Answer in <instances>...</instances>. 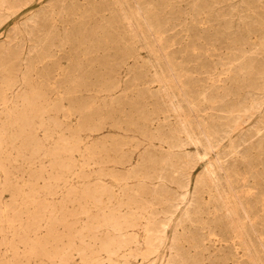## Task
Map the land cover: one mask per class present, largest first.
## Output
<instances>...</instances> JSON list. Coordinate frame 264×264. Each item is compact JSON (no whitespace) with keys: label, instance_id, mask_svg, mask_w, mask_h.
<instances>
[{"label":"rangeland","instance_id":"rangeland-1","mask_svg":"<svg viewBox=\"0 0 264 264\" xmlns=\"http://www.w3.org/2000/svg\"><path fill=\"white\" fill-rule=\"evenodd\" d=\"M4 1L0 0V125L10 122V111L31 114L23 102L28 98L37 100L32 113L41 115L42 123H52L55 114L60 119L65 115L68 125L56 128L67 139L71 140L72 130L79 128L86 132V149L101 147L108 151L93 157H80L83 150L72 151L67 158L61 155L60 164L73 167L68 173L53 170L49 160L42 163V158L37 159L36 170L42 171L45 178L59 173L68 180L66 188L61 181L53 197H71L69 209L75 211L79 202L70 192L78 189L77 178H101V184L113 187L112 177H127L133 191L141 182L145 184L142 199L148 204L147 220L167 224L157 226L162 240L159 251L149 260L136 256L137 250L145 248V223L128 229L127 235L138 243L121 249L116 264H249L213 210L207 192L202 187L195 189L203 169L211 166L227 169H218L214 177L217 180L212 183L218 185L223 196L230 192L235 197L247 189L251 192L249 204L257 220L256 233L249 230L242 214L234 220L246 225L239 233L248 230L251 238L245 234L244 239L253 241L251 250L259 251L257 256L264 258L258 239L264 236V130L257 135L258 128L264 127V0H251L255 7L250 9V17H246L251 12L249 0H210L203 15L193 12L197 0H171L168 6H156V34L140 21H133L134 28L138 27L136 45L126 34V26L119 22L111 0ZM156 77L163 83L156 82ZM184 93L195 109L187 104ZM43 98H49L46 109L42 108L43 101L39 104ZM90 117L99 123V130H87ZM39 120L33 119L35 124ZM181 123L190 128L188 131L200 144L176 147L175 130ZM203 131L213 137L212 151L207 150ZM37 138L44 140L45 134L40 132ZM31 163L18 158L14 164L18 169L15 189L27 181ZM102 169L109 175H101ZM226 175L234 181L235 190L226 183ZM116 193L121 190L116 189ZM185 193L189 195L187 201L172 209L171 203L178 204ZM0 201L6 205L8 215L18 212L21 199H17L16 191H0ZM31 217L29 211L18 215L21 222ZM80 224L86 225V220ZM0 228L3 236L12 237L14 231L9 226ZM30 235L34 237V232ZM23 251L21 246L20 254ZM8 255L5 246L0 247V259ZM69 261L85 264L78 253ZM99 261L111 264L105 253ZM18 264L30 263L22 256Z\"/></svg>","mask_w":264,"mask_h":264},{"label":"bare ground","instance_id":"bare-ground-1","mask_svg":"<svg viewBox=\"0 0 264 264\" xmlns=\"http://www.w3.org/2000/svg\"><path fill=\"white\" fill-rule=\"evenodd\" d=\"M111 1L114 6V11L116 13V16L119 19V22L126 26L127 29L126 34L130 38L133 45H136L135 41L137 39V34L135 31L138 29V27L136 26L137 29L134 28L133 21L136 20L140 21L141 25L146 27V29L150 33L156 34L158 31L155 25L153 24V20L157 16H159V10L156 6L161 4L168 6L171 0H111ZM225 1L226 0H220L219 3ZM209 2L210 0H206V1L197 0L196 2H194L195 5L193 7L194 8L193 12H195L198 15L206 14L205 11L208 10L207 7L209 6L208 4ZM247 4L249 7L248 10H250L252 7L253 8L255 7L254 6L255 2H252L251 0L247 1ZM210 13L211 12H209L208 14L210 15ZM251 14L253 15L252 11L246 17H250ZM169 65L171 66V64ZM171 68L174 72L175 71L174 67L171 66ZM8 72L9 71H7V75H9ZM159 78L157 77L155 78V81L158 83H160L161 81ZM175 78L177 79V77ZM163 81L161 82L163 83ZM27 94L29 95L34 94L38 96L43 95V94H39L38 92L36 94L35 92L34 93L28 92ZM184 97H186V102L190 106V108H192V110L195 109L196 107L195 104L192 101H190V99L187 98L185 93H184ZM172 100L174 99L172 98ZM41 101H43L45 105L42 106V108L49 107V98L46 99L43 98V100L42 99L39 100L40 105H42L40 103ZM23 102H25L26 108L29 109L27 111H29L31 114H29L28 116H24L20 113L16 114L14 113V111H10L9 112V114L11 115L10 122L0 125V191L14 190L16 191L17 199L18 198L21 199L19 209L17 210L18 212L13 211L11 214L9 213L10 215L7 214L6 205L1 203L0 201V214H1L0 226H4L5 224L6 226H9V229L14 231L12 237L7 238L2 235L1 231L3 229L0 228V247L5 246L7 254L9 253V255L6 256L5 258L0 259V264H13V263L18 264V260H20V257L22 256L30 264H46L48 261L68 264L69 262H71L69 261L70 257L75 253L81 254V259L85 262V264H100L99 257L101 256L102 253H105L109 257L111 264H116L117 263L116 255L121 249L127 248L132 243L135 242L138 243V241H133L129 237V235H127L128 233L127 230L128 229L130 230V228L133 229L136 227H140L144 223L146 226L144 229L146 233L145 235L146 242L145 243L143 242L145 244V248L137 250L136 256H142L143 259L145 260L150 255L155 253L157 254V251H159L158 249L162 240L161 237L162 235L161 236L159 235L162 233H159V228L157 226H161V225L167 226V224L161 223V225H159L158 221L155 223L154 221L151 222L147 220L148 214L146 208L148 207L147 206L148 204L143 203V199H142L143 191L145 189L144 182L140 181L141 183L139 184V189L137 191H133L129 188L127 184V180L129 179L127 177L126 178L112 177V181L114 184L111 185H113V187H107L101 184L102 183L100 181L101 178H94V179L77 178V182L79 183L78 189L75 190L74 192H70L73 195L77 196L76 200L77 202H79V208L75 211H70L69 209L70 204L73 202V199H71V197L63 196V198L61 199H57L56 197H53L55 195V191L57 192V188L61 186V181L65 183V184L63 183V185L66 188L67 187L66 183H68V180L62 179L61 177H63V175L59 173L50 175L49 177L45 178L43 176L42 171L36 170L38 166L36 164V161H38L37 159L42 158L41 159L43 160L42 163H44L45 160H49V164L51 165L53 170L54 169L55 171L66 170V172L68 173L69 170L73 167L71 164H66L65 167L61 165L59 162V158L61 155H64V157L67 158L69 154L72 153V151L83 150L84 154L81 153L80 157L83 156L93 157L99 154L105 155L108 150L106 148L103 149L101 147H94L91 151L86 149L87 147L86 145H84V138H83V134L86 132L79 130V128L72 130L73 134L71 140L67 139L64 136L63 132L56 128L59 126L65 127L68 125L67 120H64L66 118L65 115H63V119H60V117H58L57 114H55L54 121L50 124H45L42 123L41 115L37 117L36 115L37 112L32 113L34 111V106L37 103V100L28 98V99H24ZM180 106L181 105H179V107ZM173 109L172 111H175ZM253 109L256 110L257 108H253ZM78 110L80 111V109ZM34 118L40 119L39 123L35 124L33 121ZM245 119L247 118L245 117ZM102 120H104V116H102ZM239 120H238V125L241 126L242 122L240 124ZM86 125L88 127L87 130L89 131H97L100 129L99 123L96 122V120H94V118L91 117H90V122L88 123L87 120ZM179 125L180 126L177 130H175V135H174V141L176 143V147L182 148L186 145L196 146L197 144H200V140L195 139L193 134L188 131L190 128L187 130L186 127L184 126L185 124L183 125L181 123ZM50 127L51 130L46 129ZM263 130H264L263 126H261L260 129L258 128L257 135H260V133ZM40 132L42 134H45L44 140H39V138H37ZM52 134L55 135L51 136ZM202 134L205 136V140L207 142V150L212 151V149H214V141L212 135L210 133H204V131ZM216 142L217 141H215V144ZM263 142L264 141H262V143ZM260 143L261 141L259 142V144ZM196 148H198V146ZM234 153L236 152L234 151L233 155H235ZM195 155L198 158L197 153ZM18 158L32 160V163L30 164L31 170L30 172L27 173V181H24L19 189L18 188L15 189L18 183L15 178V175L18 169L14 168V164L16 163ZM197 160H195L193 166L197 164ZM60 166H62V168H60ZM213 168L214 167L211 166L210 169L207 170L203 169L204 173L201 172V176L198 174L199 177L195 181L196 182L195 189L197 190L199 187H202L207 192L209 201L214 206L213 210L215 209V212L218 215H220V219L227 227L226 229L231 235V238L233 240H236L237 244L236 243L235 244L238 245L239 250L242 251L241 254L244 258H246V261L249 264H264V258L257 256V254H259L260 252L256 250L254 251L251 250L252 247L254 248L255 243L253 244V241L247 242L244 239L243 235L245 234L247 235L248 230H246V233L243 232L244 234L239 233L240 230L243 229V227H245L246 225L244 223L240 224L239 221L236 222L234 220L235 218H238L242 214L243 215L242 220L244 219V221H246L249 224L248 228L250 226L249 230L256 233L257 220L254 217V215H252L253 214L251 209L252 207L249 204V199L252 196L251 192L248 191L247 189L244 193L242 192V194H240V192L239 193L236 192L237 194L235 197L234 194H230V192L229 194H225V196H223L224 194L222 193L221 195L217 188L218 185L214 186L212 183L217 180L214 177L217 176L216 173L218 169L222 170L223 172L224 171L226 172L227 169L224 166L218 168L217 170ZM97 173H99V171L98 172L96 171V175ZM100 174L104 175V177L109 175L105 171H103V169L101 170ZM40 180H42L43 182H40ZM226 180H228V182L226 183L228 184L230 189L232 191L235 190L234 181L231 179L229 175L227 176ZM187 183L188 185L191 183L190 174L187 175ZM116 189H120L121 193H116ZM188 196H189L188 193H185L181 197L178 204H174L170 202L171 203L170 207L172 209L178 208L180 204H183L187 201ZM51 198L54 199L53 202L50 201ZM262 198H264V196H262ZM124 209L126 210V213L123 214L122 211ZM26 211L31 212L32 217L27 221L21 222V220L18 218V215ZM150 218H152V216ZM85 220H86V225H81L82 223L80 224V222H83ZM209 226L210 225H208V227ZM226 229H224V231ZM20 230L24 231L25 235L28 236L26 237L23 233L20 232ZM33 232H34V237L30 235ZM249 237L251 238V236ZM258 239H259V245L261 246L264 252L263 234L259 235ZM21 246L24 248L22 254H20L19 252V248Z\"/></svg>","mask_w":264,"mask_h":264}]
</instances>
